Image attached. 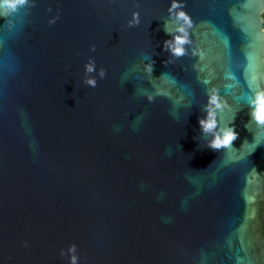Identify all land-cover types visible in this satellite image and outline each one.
Instances as JSON below:
<instances>
[{
    "label": "water",
    "instance_id": "obj_1",
    "mask_svg": "<svg viewBox=\"0 0 264 264\" xmlns=\"http://www.w3.org/2000/svg\"><path fill=\"white\" fill-rule=\"evenodd\" d=\"M177 3L191 27L172 63L169 0L0 15V264H68L70 244L77 264H264V125L249 123L264 0ZM213 89L237 133L227 149L200 135Z\"/></svg>",
    "mask_w": 264,
    "mask_h": 264
},
{
    "label": "clouds",
    "instance_id": "obj_2",
    "mask_svg": "<svg viewBox=\"0 0 264 264\" xmlns=\"http://www.w3.org/2000/svg\"><path fill=\"white\" fill-rule=\"evenodd\" d=\"M28 3V0H0V15L9 16L17 12L21 7ZM176 9L174 12L173 10ZM168 17L164 20L163 30L170 36V39L163 41V49L170 54V58L165 61V63H172L174 58L182 57L185 53V48L183 47L188 43L186 31V26L191 27V21L188 14L181 10L178 6L177 0H169V5L167 8ZM261 19L264 20V13H261ZM138 23V13L133 11L131 13V19L128 21L129 25ZM11 22L9 21V25ZM94 50V49H93ZM195 55V52L192 53ZM154 62L149 59L148 63L143 65V71L145 75L151 76L152 64ZM94 70V61L89 58L87 63L84 65V71L86 73L92 72ZM103 70H100L99 75L103 76ZM168 74L164 73L159 78L156 79V83H153L155 89V95L160 94L158 81L166 77ZM85 83L95 87V80L88 78ZM205 102L201 106V111L203 116L198 119L200 135L206 137L205 146L213 149H227L231 146L233 140L236 139L237 133L234 131L233 126L230 124L223 127L219 126L217 119V112L223 111L229 108L227 102L220 99L215 90L210 92H205ZM147 99L151 102L152 95H149ZM255 107L249 110L250 121L249 123L255 122L257 125H264V94L257 93L255 101L253 102ZM68 251V264H77V258L74 254L75 245L70 244ZM63 250L61 255H63Z\"/></svg>",
    "mask_w": 264,
    "mask_h": 264
}]
</instances>
